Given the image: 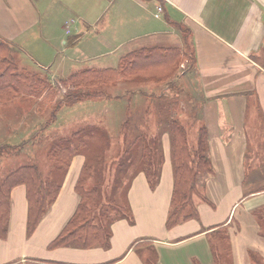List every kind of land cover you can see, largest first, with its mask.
<instances>
[{
  "label": "crops",
  "instance_id": "0c3cea01",
  "mask_svg": "<svg viewBox=\"0 0 264 264\" xmlns=\"http://www.w3.org/2000/svg\"><path fill=\"white\" fill-rule=\"evenodd\" d=\"M158 6L162 12L155 17ZM98 25V33L92 34ZM99 42L107 50L94 53L101 51ZM0 43L24 69L54 83L86 69H114L123 56L140 50L175 49L184 58L188 53L166 83L122 80L109 87L133 85L144 116L151 100L177 102L184 122L196 129L194 140L187 135L189 147H195L201 129L205 132L213 172L199 187L205 199L194 197L198 219L166 229L173 167L170 134L165 131L158 183L151 189L144 173L133 175L126 193L132 221L111 224L109 248L50 249L79 203L74 186L84 157L75 155L54 202L29 237L26 188H12L0 264H147L149 252L155 256L154 264H213L209 236L220 227L230 239L232 264H264V227L261 230L255 214L264 208V0H0ZM118 51L122 52L116 55L115 67L108 63L78 67L82 59L96 58L90 53L104 57ZM150 89H159L157 96L165 89L168 97L150 98ZM91 101L68 107L70 112L64 115L74 122L71 131L100 126L95 122L119 104L117 96L107 95L98 100L107 104L97 112ZM153 122L149 131L157 128L158 122ZM143 124L138 121L140 131ZM29 135L18 127L10 140ZM10 161L0 163V176L8 172L3 170ZM42 165L45 171L38 172L45 182L49 163ZM137 247H147L148 252L141 257Z\"/></svg>",
  "mask_w": 264,
  "mask_h": 264
},
{
  "label": "trees",
  "instance_id": "16d2710c",
  "mask_svg": "<svg viewBox=\"0 0 264 264\" xmlns=\"http://www.w3.org/2000/svg\"><path fill=\"white\" fill-rule=\"evenodd\" d=\"M184 60V55H181L178 50L152 48L123 56L114 69H86L76 72L59 82L60 87L69 86L70 89L74 88L75 92L69 94L67 97L69 101L55 102L48 123L55 121L54 115L62 106H71L85 100L104 99L107 97L104 88L114 86L119 81L153 85L166 83L178 71L179 63ZM189 61H192L191 56ZM51 84L57 83L46 82L37 73H29L25 69L19 70L10 61V50L7 45L0 43V104L7 103L16 97H32L36 100L44 96V93L51 88ZM157 92L159 89L151 90L149 97H158L162 100L168 97L166 91L160 96L156 95ZM154 106L158 113L161 110V123L170 134L173 186L165 228L171 229L182 222L198 219L194 197L201 198L199 187L213 172L207 155L205 132L200 130L195 147L190 148L187 130L176 118L179 104L155 102ZM35 107V112L40 113L44 105L37 103ZM125 125L127 122L124 123ZM39 127H44V124L39 123ZM110 145L111 139L105 128L98 125L80 127L51 140L47 150L49 161L47 181L42 180L34 165L20 166L0 176V239H4L7 234L12 188L17 185H24L26 188L27 237H29L54 202L71 159L75 155H82L84 163L74 186L79 196V203L63 229L48 247L50 249L57 247L108 249L111 224L119 219H127L130 222L132 220L126 193L133 175L138 172L144 173L149 187L154 189L158 183L163 161L160 137L137 134L133 138H124L123 147L119 150L121 155L114 166V172L111 173L109 169L112 165L106 170L105 164V153ZM15 151L14 144L5 145L0 142V160L12 155ZM107 173H110V178L107 177ZM55 176H58L57 180H54ZM107 179L112 180L106 181ZM202 199L205 197L202 196ZM255 214L261 220L262 230L264 208H260ZM209 241L213 264H232L230 239L226 228L220 227L215 230L209 236ZM145 260L147 264L150 263L147 259ZM154 261L153 255L152 264Z\"/></svg>",
  "mask_w": 264,
  "mask_h": 264
},
{
  "label": "rangeland",
  "instance_id": "374dc122",
  "mask_svg": "<svg viewBox=\"0 0 264 264\" xmlns=\"http://www.w3.org/2000/svg\"><path fill=\"white\" fill-rule=\"evenodd\" d=\"M100 27L101 25H98L96 31H93L92 34L94 33L97 34ZM99 35H102V32H99ZM87 38L88 37H85L82 41L86 40ZM97 44L101 51H93L94 53L107 50V48H105L101 42ZM122 51H118L112 56H104V57L102 56L97 57L99 55L91 56L90 53L89 57H96V58L82 59L78 67L79 68L89 67V66L100 67L104 63L111 64L112 67H115L116 55ZM185 59H188V53ZM10 61H12L19 70L20 69L24 70L23 64L19 60V58H16L15 56H10ZM27 71L33 74L37 73L39 77L44 81L53 83L49 78H47L45 75L41 73L33 72V71L30 72L29 70ZM64 79L66 78H59L58 83L56 85L51 84V88L44 93V96L46 95V97L43 96L36 100H34L35 98L32 97H16L7 103L0 104V142L5 145L16 144L15 145L16 151L12 155L7 156L9 158L6 157L0 160V163L4 162L5 159L11 160L10 163L4 167L3 170L4 173L5 171H9L20 165H36L40 173L41 171H45L44 165H42L41 168L39 167V165L46 164V162H49L47 160L48 159L47 150L49 144L51 143V139H54L60 135L68 134L71 132V128L74 125V122L71 119L70 115H64L70 112L68 110L69 106H62L66 108L61 109L60 114L57 117H55L54 115V120H55L54 122L51 121L50 123H48V120L52 115L55 102H61V103H65V101L67 102L69 101L67 100L69 94L75 92V89L74 88L70 89L69 86L66 87L59 86V82ZM129 86L130 87H126V88H119V87L104 88V93L106 95H111V96L115 95L118 97L119 104L118 106L115 105V107H113L114 108L112 111L113 113L107 112L108 114L106 113L104 114L101 122H95L96 124H99L101 127L103 128L107 127L108 129L107 132L111 139V145L110 148L105 153V164L107 166L106 170L109 169L110 166L112 165L111 169H109V171L111 170V173L114 172L115 170L114 166H116L118 158L121 155V152L119 150H121V148L123 147L124 138L126 139L133 138L137 134L139 135L141 133H145V135L148 137L150 136L157 138L160 137L161 140V135L163 134V132L167 131L164 129L165 128L164 124L161 123L160 117L162 116L159 117L156 116V113L158 115L159 113L157 111V108L154 106V101L153 100L149 101L151 104L150 106L149 105L147 106L148 108L145 110L146 116H144L142 113V108L144 105L141 106L139 99L135 97L133 92V90L135 89L134 86L133 85H129ZM164 91L166 90L161 89V92ZM150 93H151V89H150ZM91 102H94L93 104H96L95 110L97 112L101 111L105 106V104H107V102L105 101H101V102L91 101ZM37 103H42V105H44V107L40 110V113L35 112L36 110L35 104ZM124 108H125L124 111L120 110V109L123 110ZM176 118L185 126L187 130V135H189L190 140L191 141L194 140L196 137L193 139L192 135L196 134V129H194V127L188 124L187 122H184L181 109L178 110V115L176 116ZM153 120L155 121V124L158 122L157 128L149 131L150 128L148 127V124L150 126L151 124H154ZM138 121L145 122V124H143L144 127L143 131H140L139 129ZM125 122H127V125H125L126 127L124 126ZM39 123H43L44 127L38 128ZM121 123L123 125H121ZM65 124H68L67 129L60 130L64 127ZM93 126H97V125H93ZM18 127L21 128V130L25 132V134H30V135L16 137L17 140H15L14 142L10 140V135L12 131H14L15 128ZM107 177L110 178V173H107ZM42 180L44 181L45 178H42ZM111 180L112 179H107L106 181H111ZM147 250H148L147 247H137L135 252L142 257L143 255L145 256V254L148 252ZM146 257L147 260L150 261L149 264H152L153 254L149 252Z\"/></svg>",
  "mask_w": 264,
  "mask_h": 264
},
{
  "label": "built area",
  "instance_id": "2783aa9c",
  "mask_svg": "<svg viewBox=\"0 0 264 264\" xmlns=\"http://www.w3.org/2000/svg\"><path fill=\"white\" fill-rule=\"evenodd\" d=\"M161 12H162V8H161V6H158L156 9L155 17H158Z\"/></svg>",
  "mask_w": 264,
  "mask_h": 264
}]
</instances>
